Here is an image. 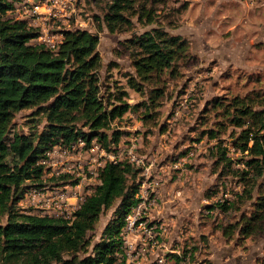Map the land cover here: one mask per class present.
Wrapping results in <instances>:
<instances>
[{"label":"rangeland","instance_id":"1","mask_svg":"<svg viewBox=\"0 0 264 264\" xmlns=\"http://www.w3.org/2000/svg\"><path fill=\"white\" fill-rule=\"evenodd\" d=\"M110 2L77 0V25L100 36L105 100L113 102L110 94L127 90L129 103L145 101L149 107L146 112V104L141 105L114 123L124 132L115 151L120 159L130 161L131 153L140 159L133 162L137 182L145 184L140 189L148 190L152 181L157 182L152 195H158L160 244L148 253L147 264H156L158 255L164 256L166 264H264V229L249 235L241 227L260 208L264 176L256 177L239 161L251 156L235 146L242 128L230 120L237 113L233 109L236 97L264 101V0H136V9L144 5L146 10L154 9L153 22L129 11V22L115 31L105 21ZM46 25L59 27L53 20ZM159 25L188 39L187 56L174 66V73L166 70L160 82L155 78L142 82L136 76L128 39ZM135 82L143 83V90L135 89ZM158 87L163 94L151 98ZM46 123L37 107L17 112L13 120L15 128L27 133L42 132ZM210 131H217L218 137L212 138ZM218 145L227 147L234 159L231 167L217 154ZM102 158L100 151H91L81 160L96 165ZM16 161L11 155L10 162ZM46 167L43 185L37 188L70 181L55 172L60 170L58 166ZM81 182L80 193L99 180L88 173ZM247 189L251 195L243 200L239 196L247 195ZM116 206L105 209L89 232L94 241L100 238ZM17 208L43 215L57 211L46 206L45 200L27 199L26 195Z\"/></svg>","mask_w":264,"mask_h":264},{"label":"trees","instance_id":"2","mask_svg":"<svg viewBox=\"0 0 264 264\" xmlns=\"http://www.w3.org/2000/svg\"><path fill=\"white\" fill-rule=\"evenodd\" d=\"M12 1L0 0V264L13 260L18 264H122L121 231L138 201L140 188L138 170L128 159L107 160L99 169L94 191L69 217L22 212L17 206L30 188L43 185L47 169L42 160L50 149L82 138L87 147L96 140L107 151H116L124 132L114 123L141 105L146 104V112L149 107L145 101L129 103L127 90L110 94L113 102L105 100L98 33L67 30L58 49L47 48L33 42L39 35L35 27L7 17ZM135 5L136 0H111L105 14L108 28L115 31L129 22V11L153 22L154 9L146 10L145 5L136 9ZM127 45L133 47L136 76L142 82L153 78L160 82L169 69L174 73V66L189 49L188 39L162 25L135 35ZM142 84L132 86L141 91ZM154 91L151 98L163 94L160 87ZM233 106L237 113L230 120L242 128L235 146L251 156L239 161H244L256 177L264 176V101L236 97ZM34 107L47 120L44 130L27 133L15 128L16 113ZM209 134L218 137L217 131ZM217 154L231 167L234 159L227 147L218 145ZM11 155L18 161L11 163ZM246 191L247 195L239 196L243 200L251 195V190ZM261 200L260 208L241 225L249 235L264 229V197ZM116 203L114 215L94 241L89 232L101 213Z\"/></svg>","mask_w":264,"mask_h":264},{"label":"built area","instance_id":"3","mask_svg":"<svg viewBox=\"0 0 264 264\" xmlns=\"http://www.w3.org/2000/svg\"><path fill=\"white\" fill-rule=\"evenodd\" d=\"M76 1L13 0V6L6 15L10 19L26 21L35 27L39 31V35L34 39L35 43L56 50L65 40V31L85 29L77 25L80 21ZM50 20L58 23L59 27L50 29L46 25V21ZM91 151H100L101 156H104L96 165H92L91 160H84L87 163L81 160L84 153ZM107 160L117 162L122 159L115 151H107L96 140L92 141L91 146L88 147L82 138L68 146L57 145L47 152V157L42 162L45 165L58 166L60 170L55 172L58 175L70 177V181L62 186L30 188L25 194L26 198L45 200L46 206H53L57 210L55 216L69 217L81 207L86 196L95 189V185H91L87 191L80 193L81 180L86 179L88 173H90V177L98 178L99 169L106 164ZM136 160L140 159L131 153L130 161L135 162ZM86 167L87 173L85 172ZM141 186H145V184L141 185L140 183ZM156 190V181L149 184L148 190L139 188L138 201L126 216L125 225L121 231L123 238L122 264H147L148 253L159 247L161 219L157 218L160 215L157 210L158 195H152ZM155 260L156 264H166L164 256L158 255Z\"/></svg>","mask_w":264,"mask_h":264}]
</instances>
